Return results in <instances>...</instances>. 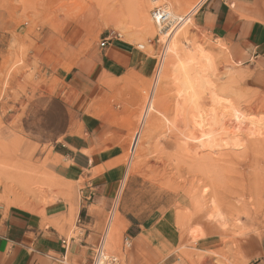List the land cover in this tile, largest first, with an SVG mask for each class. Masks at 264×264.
Listing matches in <instances>:
<instances>
[{
	"label": "rangeland",
	"instance_id": "1",
	"mask_svg": "<svg viewBox=\"0 0 264 264\" xmlns=\"http://www.w3.org/2000/svg\"><path fill=\"white\" fill-rule=\"evenodd\" d=\"M144 1L154 29L148 34L135 0H105V18L92 0L55 2L47 12L49 0H0V208L31 212L45 225L67 226L63 234L69 239L77 235L74 201L85 181L56 174L59 163L53 153L59 147L54 137L61 131H53L47 116L50 110L64 109L63 92L84 64L94 72L96 89L91 99L75 101L77 114L68 133L84 135V118H89L99 123L101 133L119 135L104 143L105 149L122 152L116 163L126 167L115 217L120 213L134 224L155 226L170 235L174 264H264V155L247 153L246 139L233 147L228 136L229 145L222 141L210 153H195L194 138L200 132L188 134L200 111L178 105L184 99L179 60L166 52L172 37L168 40L162 34L166 31H159L151 18L153 9L167 6L173 18L190 17L191 23L179 28L173 39H181L184 50L202 45L216 58L212 82L219 102L214 104L204 92L202 115L233 105L242 118L232 122L231 131L245 127V119L264 122L259 104L264 91L250 88L230 61L227 45L196 23L205 0ZM118 34L121 37L115 38ZM110 35L113 41L102 48ZM122 41L140 55L135 70L101 64L110 58L109 46ZM163 52L166 73L160 68L157 79ZM150 100L154 107L144 118ZM256 129L264 131L262 126ZM243 131L242 138L247 134ZM198 157H212L218 164L200 165ZM201 208L212 221H199ZM111 216L107 214L105 249L122 264L130 251L123 249L122 241L130 233L126 224H112ZM245 251L256 260L250 262Z\"/></svg>",
	"mask_w": 264,
	"mask_h": 264
},
{
	"label": "crops",
	"instance_id": "2",
	"mask_svg": "<svg viewBox=\"0 0 264 264\" xmlns=\"http://www.w3.org/2000/svg\"><path fill=\"white\" fill-rule=\"evenodd\" d=\"M201 5L195 15L196 23L227 45L230 61L244 82L252 89L264 91V0H205ZM109 53L110 58L101 64L128 71L139 66L140 55L130 43L110 45ZM93 74L82 64L81 70L70 77L69 89L63 92L60 101L64 109L50 110L47 116L48 122L54 124L53 131H61L54 135L55 146L59 147L53 153L59 163L56 174L71 181H85L74 201L78 233L69 239L63 234L68 232L67 226L58 229L45 225L43 218L31 212H4L0 208V264H91L95 249L107 245L106 220L111 212L112 224L118 228L126 224L130 233L123 238L130 240L132 246L122 264H174L171 260L175 243L170 235L155 226L146 229L134 224L120 213L115 217L126 167L116 163L122 152L105 149L104 143L119 135L101 133L99 123L89 118H84V135L68 133L77 114L73 109L75 101L89 100L95 92L97 81ZM63 240H68L67 250ZM244 254L250 262L256 260L252 252Z\"/></svg>",
	"mask_w": 264,
	"mask_h": 264
},
{
	"label": "bare ground",
	"instance_id": "3",
	"mask_svg": "<svg viewBox=\"0 0 264 264\" xmlns=\"http://www.w3.org/2000/svg\"><path fill=\"white\" fill-rule=\"evenodd\" d=\"M64 1L65 0H49V3L47 2L49 4V7H48V4H47V6L45 5L46 8L44 7V9L47 12L48 9H51L54 6L55 2L63 3ZM92 1H94L96 3L98 9L100 10L101 17L102 18H105V16L107 17L109 12H108L107 6L105 5V0H92ZM135 1L137 2L138 13H139L140 17L142 18V24H143V27H144L143 31L148 34V33L152 32L154 30L152 22H151V20L149 18V15H148V6H146L144 0H135ZM152 1L153 2H157L158 0H152ZM177 1L179 2V0H177ZM181 1L182 0H180V2ZM51 5H53V6L50 8ZM43 14H44V12H43ZM175 19H179V18H175ZM190 21H191V18L187 17L186 22H185L186 25ZM178 32H180V31H178ZM162 34H164V33H162ZM165 37H167V36L165 35ZM175 37H176V35H174L171 38V40L168 41L169 45L166 48V52L169 53V54L170 53L172 54L171 58L173 56H175L179 60V68H178V72L177 73L180 74L181 83H183V90H182L183 94L182 93L181 94L183 95L184 99H183V102H181L178 105L181 106V104H182V108H184V106H187V104H189V105H191V107L194 106L198 110V112L200 111L199 116H198L199 119L194 121V123H193L194 126H190V129L187 126V128L190 130L189 134L187 133L188 136L191 135L192 133L195 135L196 132H198V131L200 132L199 135H197L198 133L196 134L195 138L193 136V138L195 139L196 144L198 145V147L194 148L195 151H196L195 153L198 156H200L201 152L209 151L208 153H210V150L213 151V149L215 147L220 146L219 143L220 142L222 143V141L226 145H229L225 141H226V139L228 137H230V141L229 142H231L230 144H232L233 147H237L238 145L240 146L241 144H239V143H241L242 140L246 139V140H244L246 143L243 144V145L247 149V151H246L247 153L252 154L253 156H256L257 154L264 155V142H263L264 141V131L261 132L262 129H260V130L256 129L257 127H261V126L264 128V122H262V121H254L252 119H248V120L245 119V122H246L245 123L246 124L245 127H242V126L239 127V125H237L238 129H236V131H235L232 128L233 131H231V129H230L231 126L230 125L232 124V122H235V120H239L240 121V119L242 118L239 115V113H238L239 110L236 109L235 106L232 105L230 107H227L226 109H224L223 112H218L217 113L216 110H214V112H212L210 115L208 114V115L204 116V115L201 114V112L203 111L202 108L204 107L201 104L202 103L201 100L203 99L202 96L205 95L204 92L208 91V94L211 96V100H212L211 102H213L214 104L216 102L217 103L219 102V99H218L219 96H217V92H215L214 84L212 82V77L214 76L215 72L217 71L216 58L211 53H209L206 50V48L204 46H202V45H198V46L194 45L189 50L188 49L184 50L183 47H182V44H181L182 43L181 39L180 40H178L179 38L178 39H173ZM166 45H167V43H166ZM213 49H214V47H213ZM169 63H170V61H169ZM162 69H164V72L166 73V67L165 66L163 67V65H161V71H162ZM161 71H160V74H161ZM177 85L179 86L178 83H177ZM155 91H156V89H155ZM154 101H155V99H154ZM154 101L150 100V102L148 103L147 110L145 112V117L144 118H149L151 116V110L154 107ZM259 104L264 108V98L259 100ZM218 105L221 106L220 103ZM217 107H219V106H217ZM185 110H186V108H185ZM210 111H212V110H210ZM182 112H184V110ZM192 112H195V110L192 111ZM184 113H187V111L184 112ZM235 123H237V122H235ZM242 123H243V121H242ZM185 126H186V124H185ZM241 130H244L247 133L244 136V138H242V134L239 133V132H241ZM190 137H188V138H190ZM250 137L254 138V139H252L253 141L249 140ZM137 144H138V142H137ZM137 146L135 148H137ZM135 148H134V150H135ZM222 150L223 149H221V151ZM240 150H241V147H240ZM242 150H243V148H242ZM187 151H188V149H187ZM227 152H228V150H226L225 153H227ZM231 154H232V151H231ZM211 156L213 157V155H211ZM212 157L211 158L210 157H202V158L198 157V160H196V161L200 165H204V166L217 165L218 161L213 160ZM252 157H250V158H252ZM132 160H133V158H132ZM217 160H220V159H217ZM9 192H10V190H9ZM13 194H15V193H13ZM16 197H17V194H16ZM4 202L2 204H4ZM5 204H7V203H5ZM9 204H10V202H9ZM201 210H202V216L198 215V217L200 216L199 221H201L204 218H207V220L212 221L210 218H208L207 213H203V212H205L204 209L201 208L200 211ZM198 213L200 214V212H198ZM198 217H197V219H198Z\"/></svg>",
	"mask_w": 264,
	"mask_h": 264
},
{
	"label": "built area",
	"instance_id": "4",
	"mask_svg": "<svg viewBox=\"0 0 264 264\" xmlns=\"http://www.w3.org/2000/svg\"><path fill=\"white\" fill-rule=\"evenodd\" d=\"M151 18L153 22L156 24V26L158 27L159 31L161 32L166 31V33L163 34V36L165 37L166 35L167 36L166 38L168 40H170V38L173 37V35L177 33V30H179V28H181L182 26L186 24L185 22L187 19V18H179V19L173 18L167 6H158L154 8L153 11L151 12ZM117 37H121V35L118 34L116 35L115 38ZM111 41H113L112 35L104 39V41L101 44V47L104 48L108 46ZM163 55H164V52L163 54L160 55L161 60H160V65L157 69V74H156L157 78L160 75V68H161L162 61H163ZM111 214H112L111 216L112 218L114 216V213L111 212ZM61 243L64 246V249L67 250V247H69L68 240H63ZM131 246L132 244L130 240L125 239L123 241L124 250L130 249ZM91 264H120V258L119 256L115 254L108 253L104 245H101L95 249L94 257H93Z\"/></svg>",
	"mask_w": 264,
	"mask_h": 264
}]
</instances>
